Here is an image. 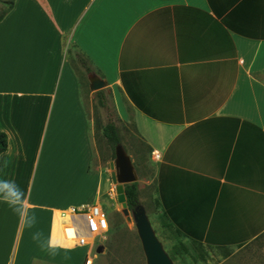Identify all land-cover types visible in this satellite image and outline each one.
<instances>
[{
    "label": "crops",
    "instance_id": "obj_1",
    "mask_svg": "<svg viewBox=\"0 0 264 264\" xmlns=\"http://www.w3.org/2000/svg\"><path fill=\"white\" fill-rule=\"evenodd\" d=\"M75 64L146 153L138 199L150 185L160 231L219 264H264V0H14L0 21V264H84L94 238L66 228L85 235L77 211L113 206Z\"/></svg>",
    "mask_w": 264,
    "mask_h": 264
},
{
    "label": "rangeland",
    "instance_id": "obj_2",
    "mask_svg": "<svg viewBox=\"0 0 264 264\" xmlns=\"http://www.w3.org/2000/svg\"><path fill=\"white\" fill-rule=\"evenodd\" d=\"M6 2H10V0H0V15L6 9ZM71 47L72 46L66 48L69 50L70 54L74 51ZM75 71L81 83V97L83 98V103L89 118L91 137L96 151V161L102 167H107V163L114 159L112 146L102 136L101 131V128L108 121H111L117 127L120 136V144L132 155L133 161H135L137 182L139 181L141 186L142 178L150 177L151 168L147 163L143 162L145 166L143 167L139 162L140 159L142 161L143 159L145 160L147 155L145 152H143V154H138V150L140 151L141 148L139 146L136 147V140L133 137L131 125H123L119 122L110 95L105 90L102 91L104 92L102 96L105 106L100 107L96 91L90 90L88 76L83 68L79 64H75ZM149 192L150 185L144 184L140 189V202L137 207H142L144 209L156 239L172 264L221 263L223 256L219 251L200 249L196 246L190 248L182 244L181 241L180 244H178L179 240L176 235L173 234L172 239L171 234L160 231V228L157 227L156 218L154 216L155 213H153L151 204H149V200H147V193ZM112 198V208L110 206H105V209H102L108 220V231L103 236L94 238L92 245L88 244L84 249H78V253L81 254L88 248L92 249V254L89 255V257L93 259L92 264H146L141 243L132 219V213L136 211L137 207L134 212L129 211L128 208H123L116 200L114 186Z\"/></svg>",
    "mask_w": 264,
    "mask_h": 264
},
{
    "label": "water",
    "instance_id": "obj_3",
    "mask_svg": "<svg viewBox=\"0 0 264 264\" xmlns=\"http://www.w3.org/2000/svg\"><path fill=\"white\" fill-rule=\"evenodd\" d=\"M104 87L103 81L94 78L90 81V90L98 91ZM111 182L114 186L116 200L123 208H127L123 186L137 181V174L130 156L121 144L114 148V159L109 163ZM132 219L136 228L146 264H172L167 254L161 248L156 239L149 220L142 207H137L132 213Z\"/></svg>",
    "mask_w": 264,
    "mask_h": 264
},
{
    "label": "trees",
    "instance_id": "obj_4",
    "mask_svg": "<svg viewBox=\"0 0 264 264\" xmlns=\"http://www.w3.org/2000/svg\"><path fill=\"white\" fill-rule=\"evenodd\" d=\"M14 0H10V2H6V9L4 12L0 15V21L5 17V15L12 9ZM81 65H84V61L81 60ZM87 72L89 71L88 68L85 69ZM103 92L99 91L97 92V99L98 104L100 107H104V101H103ZM102 136L107 140L109 144L112 146V150L114 152V148L117 144H120V136L118 134V130L116 125L108 121L102 128ZM7 135L0 131V155L4 153L7 150ZM114 155V154H113ZM125 200L127 204V208L129 211L134 212L136 207L139 205V199H138V189H137V183L134 182L132 184H126L123 186Z\"/></svg>",
    "mask_w": 264,
    "mask_h": 264
},
{
    "label": "built area",
    "instance_id": "obj_5",
    "mask_svg": "<svg viewBox=\"0 0 264 264\" xmlns=\"http://www.w3.org/2000/svg\"><path fill=\"white\" fill-rule=\"evenodd\" d=\"M77 212L85 218L86 234L80 235L73 227L66 229L68 231L67 233L70 235V238H77L78 245H85L86 237L92 236V239L97 238L99 236H103L108 231L109 224L106 214L99 207L89 206L81 208ZM84 264H92V260L88 258L85 260Z\"/></svg>",
    "mask_w": 264,
    "mask_h": 264
}]
</instances>
